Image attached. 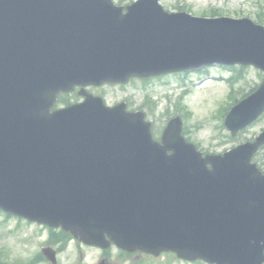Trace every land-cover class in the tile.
Segmentation results:
<instances>
[{"label":"water","instance_id":"95a60500","mask_svg":"<svg viewBox=\"0 0 264 264\" xmlns=\"http://www.w3.org/2000/svg\"><path fill=\"white\" fill-rule=\"evenodd\" d=\"M112 1L0 0V207L93 244L107 235L127 251L264 264V176L250 164L264 135L203 160L177 121L160 146L124 107L91 99L50 113L77 85L214 63L264 71V28L170 15L157 0L123 15ZM263 111L264 84L226 127L235 134Z\"/></svg>","mask_w":264,"mask_h":264},{"label":"rangeland","instance_id":"374dc122","mask_svg":"<svg viewBox=\"0 0 264 264\" xmlns=\"http://www.w3.org/2000/svg\"><path fill=\"white\" fill-rule=\"evenodd\" d=\"M160 2L167 10L186 8L196 16H201L203 13L211 14V10L215 9L223 16L231 18H249L256 22L261 17L264 20V0H160ZM235 70L241 75L240 82H236L234 87V92L236 90L239 99L242 94H249L252 89L262 83L261 72L252 67H239ZM219 72L216 68H210L206 72L207 76L203 74L205 71L189 74L185 79L189 93L183 96L182 100L178 96L171 100L164 99L163 94L173 93L176 87H161L159 83L149 84L144 88L141 82L136 81L126 87H104L100 91L109 104L131 99L132 109L142 107L154 125L156 136H159L170 118L186 114L183 122L184 127L192 131L187 136L190 141L204 152L219 154L255 138L264 130V116L233 140L229 138L226 130L220 129L223 127L227 112L234 105V100L228 99L232 92L228 80L234 74L225 70ZM218 75L224 77L225 81L205 79ZM149 98L157 106L152 111L148 109L149 106L146 103ZM179 103L182 104L181 107L184 106V111L177 107ZM259 160L264 161V151L260 152ZM47 236L48 234L39 227L19 223L15 218H6L0 214V261L6 264H29L47 244ZM115 255L113 254L107 263H115ZM100 260L99 255L92 257L89 251L86 257L81 259L75 252V248L70 246L62 254L60 261L61 264H99ZM144 261L148 264H188L179 260H170L164 256L161 259H144Z\"/></svg>","mask_w":264,"mask_h":264}]
</instances>
